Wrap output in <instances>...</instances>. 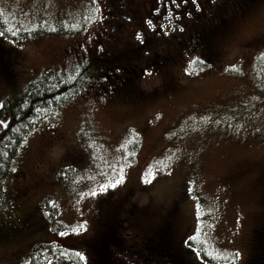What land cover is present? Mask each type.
<instances>
[{"label":"rangeland","instance_id":"obj_1","mask_svg":"<svg viewBox=\"0 0 264 264\" xmlns=\"http://www.w3.org/2000/svg\"><path fill=\"white\" fill-rule=\"evenodd\" d=\"M186 2L175 0L157 14L166 38L185 32L178 28L184 19L191 25ZM108 3L0 0V110L43 73L102 59L86 86L19 145L2 184L0 264H27L49 244L64 250L67 264H91L82 244L98 234L105 205L116 209L120 235L134 249L167 227L180 253L194 237L217 261H199L192 251L193 264H248L253 258L264 264V242L251 253L253 231L264 218V0L230 6L213 33L216 56L204 63L183 56L166 75L142 65L149 35L138 31V38L129 24L115 32L107 27L114 17ZM105 48L113 54L103 55ZM85 51L90 55L83 59ZM123 65L151 72L140 73L121 95L110 92L107 78L96 77L108 91L93 92L100 87L91 85L92 77ZM7 119L8 108L0 114ZM121 174L116 188L90 195ZM81 223L84 228L71 231ZM49 262L61 264L56 257L42 264Z\"/></svg>","mask_w":264,"mask_h":264},{"label":"trees","instance_id":"obj_2","mask_svg":"<svg viewBox=\"0 0 264 264\" xmlns=\"http://www.w3.org/2000/svg\"><path fill=\"white\" fill-rule=\"evenodd\" d=\"M219 1V0H218ZM244 3L250 0H238ZM187 3H185L186 5ZM215 18L216 14H211ZM189 16V15H188ZM202 16H190L192 21H201ZM203 28H199L203 34L206 33L212 25L219 27V24L226 17V14H219L217 24L213 21L207 23L211 16H203ZM0 19L1 15H0ZM0 20V21H1ZM216 20V21H217ZM40 32V29L34 33ZM197 32V31H196ZM101 59L87 60L84 65H77L69 72H54L49 70L43 73L39 78L31 81L24 91L23 95L10 107L4 106L0 114L8 108L7 126L0 125V198L2 193V184L7 175L12 160L15 157L19 145L23 142L30 130L44 119L51 117L56 111L67 102L71 97L79 92L83 86H86L89 76L93 74L97 61ZM96 69V68H95ZM91 78V85H94L97 78L105 76V73L98 72ZM97 77V78H96ZM53 215H56V208L53 207ZM131 207L130 211L133 212ZM128 217L132 213H128ZM119 222L121 220H118ZM118 224L116 231H111L106 238H95L100 240V244L93 251H90L91 264H193L190 253L194 252L199 261L205 263H215L207 253V249L197 245V242L191 241L185 254L179 252L168 237L167 227L159 228L158 232L149 237H145L135 248L127 240V235H120L122 225ZM264 242V218L256 230L253 231L251 253L260 251ZM47 249V250H46ZM42 253L32 258L27 264H42L51 257H56V261L61 264H67L62 260L65 257L64 250L52 245H43ZM139 250V251H137ZM187 254L189 260H187ZM256 257V256H255ZM256 258L248 264H256Z\"/></svg>","mask_w":264,"mask_h":264},{"label":"flooded vegetation","instance_id":"obj_3","mask_svg":"<svg viewBox=\"0 0 264 264\" xmlns=\"http://www.w3.org/2000/svg\"><path fill=\"white\" fill-rule=\"evenodd\" d=\"M161 1L162 5L158 7L156 3H160V0H149L148 3H146L145 0H107V3L109 2L108 16H111V14L114 16L108 22L107 27L115 32V30H118L125 24H129L131 25V30H137L136 34L139 31L146 36L149 35L144 37V39L150 41V47L146 48L148 56L142 65H146L145 67L147 68L150 66H156L158 68V72H160L162 75H166L167 68L172 66V63L175 60L182 58L183 56L188 57L189 60L193 59V56H195L194 58L201 62H206L208 59L215 57L216 52L213 49V42L216 35H213V33L219 29L216 28V25H212L204 34L198 30L204 26L201 22L204 18L203 16H211L207 23L210 24V22L213 21L217 24L219 22L217 20V16L220 13H226L230 6L238 5L240 3L238 0H197L196 3L189 1L186 8L183 10L187 11L189 14H193L194 18L199 15L202 16L200 17L202 20L192 21L191 25L188 24V27L184 25L185 22H187L185 20L183 24V30H185L184 33H182V31H175L168 33L169 38H166L167 33H165V31L167 30V26L162 20L159 21V19H162L163 16L158 17L157 14L161 11V9H166L165 7L167 5L173 3V0H168V2H165V0ZM176 1L178 2L177 4L180 3V0ZM110 6L117 7V9L111 10ZM213 13L216 14L215 18L213 15H211ZM148 20L153 22L152 26L148 25ZM113 28H115V30ZM106 32L108 31L105 30V33ZM147 32H150L151 34H147ZM106 37L107 39L111 40L110 37H113V35L107 33ZM170 37H177L179 40L173 41L170 40ZM129 42L130 41L127 43L131 44ZM127 43L118 42L117 47L123 48V50L130 49V47L126 45ZM159 44L162 45L158 47ZM157 47L160 48V50ZM112 50L113 49L105 48L103 50V55L109 56L113 54V52H111ZM88 52L90 51L88 50ZM83 54L84 58L86 55H88L86 54V51ZM140 58H142V56H140ZM164 65L166 66L165 70L160 69ZM144 69V67H139L138 65L137 70L134 68H128L127 65H123L121 69H115L107 73V83L111 87L110 92L112 91L115 94L117 93L120 95L121 93H127L133 87V85H135L137 76L140 73H143ZM98 84L100 88L95 89V91H99V89L108 91L107 88H104V83L98 82ZM130 209L131 208L126 211L125 216L127 215V218L125 220L129 218L128 213H131ZM115 212L116 209L105 205V210L101 219L99 220V231L96 236H99L100 238H106L111 231H116V226H118V224L115 223V220H117L114 218ZM101 220H103V222H100ZM99 244L100 240L93 236L90 240L83 243L82 245L83 247L85 246L86 250L88 249L93 251Z\"/></svg>","mask_w":264,"mask_h":264},{"label":"snow or ice","instance_id":"obj_4","mask_svg":"<svg viewBox=\"0 0 264 264\" xmlns=\"http://www.w3.org/2000/svg\"><path fill=\"white\" fill-rule=\"evenodd\" d=\"M183 2V0H182ZM193 2H195V0H193ZM173 3H175V0H173ZM178 6V5H177ZM169 15H171V13L169 12ZM179 17V13H177V18ZM148 25L149 26H152V21L151 20H148L147 21ZM163 27V26H161ZM5 35L4 32H0V37H3ZM140 33H137V37L139 38L140 37ZM13 43L15 41H12ZM141 43H143V40L141 39L140 40ZM118 71V70H117ZM144 72L146 75L150 74L151 70L150 69H144ZM0 125H3V126H7V122L5 120H0ZM123 180V174L120 175V177H118L117 179H115L114 181H112L111 183H102L100 185H98V187L94 188L91 192H90V195L91 196H96L98 193H102V192H105L108 188H116L117 185H119L121 183V181ZM145 182H149L147 180V178H145ZM192 189L190 188L189 189V192H191ZM82 228H84V223H81L78 227L76 228H73L71 229L72 232H79ZM61 234H66V233H61ZM194 239V237H190L189 238V241H186V243H190L191 240ZM47 250V249H46ZM66 255V254H65ZM77 255L79 256V258L81 260H84L85 259V255L84 253L82 252H77ZM49 264H51V262H49Z\"/></svg>","mask_w":264,"mask_h":264},{"label":"bare ground","instance_id":"obj_5","mask_svg":"<svg viewBox=\"0 0 264 264\" xmlns=\"http://www.w3.org/2000/svg\"><path fill=\"white\" fill-rule=\"evenodd\" d=\"M242 4H243V3L240 2L238 5H234V6H233V9L236 8V7H238L239 5H242ZM233 9H232V10H233ZM232 10H231V11H232Z\"/></svg>","mask_w":264,"mask_h":264}]
</instances>
